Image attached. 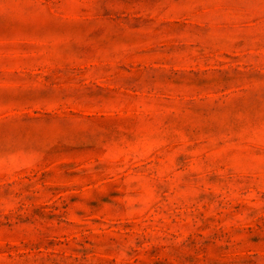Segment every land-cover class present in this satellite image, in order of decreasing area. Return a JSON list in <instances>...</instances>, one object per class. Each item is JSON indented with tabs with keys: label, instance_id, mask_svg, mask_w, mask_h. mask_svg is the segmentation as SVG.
<instances>
[{
	"label": "rangeland",
	"instance_id": "obj_1",
	"mask_svg": "<svg viewBox=\"0 0 264 264\" xmlns=\"http://www.w3.org/2000/svg\"><path fill=\"white\" fill-rule=\"evenodd\" d=\"M0 264H264V0H0Z\"/></svg>",
	"mask_w": 264,
	"mask_h": 264
}]
</instances>
